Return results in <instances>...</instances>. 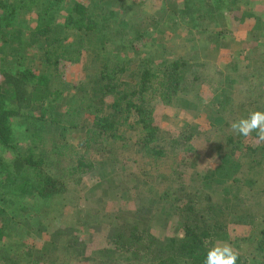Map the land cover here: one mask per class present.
<instances>
[{
	"label": "trees",
	"instance_id": "trees-1",
	"mask_svg": "<svg viewBox=\"0 0 264 264\" xmlns=\"http://www.w3.org/2000/svg\"><path fill=\"white\" fill-rule=\"evenodd\" d=\"M113 1L116 0H88L87 5L81 0H14L9 4L0 2L1 11H5L4 15H0V29L9 28L12 20H16L23 11L34 13L35 26L31 29L26 27L29 38L33 40L34 45L43 43L42 56L47 57V64L48 57H52L50 66L57 67L60 57L72 61L85 50L81 45L83 42L70 52L57 53V49L54 50L61 43L60 36L55 35L59 29L58 17L64 15V21L60 24L61 31H72L81 38L82 35L89 36V42L95 39L99 47H104L115 36L129 30V21L124 20L117 9L107 8L106 4ZM240 1L165 0V4L171 15L175 16V22L181 19L185 29L189 32L197 29L201 34L206 33L204 29L199 28L207 15L204 16L205 13L198 9L199 3L203 6L204 12L209 13V5L213 4V14L216 20H219L220 26H223L226 14L234 10L241 11ZM34 9L35 11H32ZM242 16L255 20L251 30L248 28L249 23L242 26V30L248 28L246 30L249 32L248 39H253L260 45V36L257 34L264 29L262 18L246 11H242ZM130 18L134 22L136 17L133 15ZM186 20L189 21L187 25ZM224 25L227 26L225 23ZM221 30L211 32L216 34L215 39L219 37L224 41L225 37H229L231 41L235 40L233 38L235 35L231 36L225 27ZM145 35V31L135 29L133 42L142 41ZM231 41L226 45L227 48ZM234 44L239 43L236 41ZM87 50L85 52L90 53ZM99 51L102 50L99 48ZM90 54L94 58L97 57L95 51ZM155 62L152 59H137L134 62L126 57L118 60L116 66L112 68L110 62H102L99 73L100 87L92 89L97 94L95 100L99 104L97 105L94 100L92 104H83L84 97L77 102V109L86 108L89 114L87 122H83L81 126L84 129L83 142L87 145L83 148L85 155L89 143H103L104 140H108L110 144H114L123 140L125 130L129 132L131 129L130 131L135 132L137 136L134 146L139 154H143L151 162L164 158L167 150L166 140L158 136L151 103L158 100L169 106L179 92L187 91L200 79L185 59L160 60L158 64ZM257 62L264 66V59L260 58ZM129 64H133L132 71L126 66ZM254 68L259 75L264 72V69L260 70L257 65ZM126 75L129 77L128 83L124 81ZM119 76L122 77V81L119 80ZM252 77L260 79L257 75ZM49 81L50 78L46 74L38 75L31 69L9 70L0 67V264H39L35 260L30 263L24 262L18 253L22 244L16 246L21 240L12 243L13 236L16 237L14 226L19 227L20 223H23L22 212L28 208L22 205L24 202L22 199L35 198L42 203H50L69 191L74 176L78 175L81 183L82 178L90 175L95 166L93 161L86 158L83 160L84 155H80L74 164L68 165L65 169L59 167L67 158L60 149L63 148L65 151L73 147L65 141L61 133L57 135V129L72 110L69 109L64 114L56 112L59 92L51 90ZM107 97L111 98L109 104L105 102ZM262 99L263 95L259 94L256 99L251 97L250 103L247 100L248 104L238 102L236 106L240 116L236 118L231 107V112H226L224 116L223 104L222 107L219 102L213 105L218 120L221 118L226 126L235 120L241 122L240 128H246L247 135L239 130H236L235 135H227L224 146L217 151L219 165L214 170L206 172L199 189H195V192L178 188L171 194L166 190L155 193L153 189L149 190L146 184L143 187L132 183L128 189L118 185L123 193L126 192L135 199L134 201L137 200V207L135 210H128L120 206L122 209L115 216V221L125 227L126 232L122 233L115 229L109 233V248L92 253L90 257L92 264H205L208 252L218 244L234 243L227 233L228 224L247 225L251 228L247 241L253 246L255 255L252 259L238 255L236 264H264V206L262 212L257 213L261 208L260 203L255 207L248 205L253 203L254 198L258 202L264 200ZM35 110L39 112L38 116L31 114ZM73 112L77 115L76 109ZM16 119L31 125L33 129L30 141L23 149L15 140ZM253 120H256L255 126L252 125ZM66 122L71 129H79L70 120L67 119ZM249 132L252 134V141H256L254 146L244 142ZM46 134L50 136L45 137ZM188 139L186 136L180 140L186 142ZM46 140H54L53 147L49 151L43 149L42 152L39 148ZM59 141L62 143L60 146ZM170 142L173 143V139ZM184 152L190 151L186 149ZM100 167L104 168L101 165ZM103 189L101 186V190ZM144 194H149V197L146 198ZM214 196L219 198V202H214ZM95 216H98V211L84 219L77 218L75 227L59 230L56 236L65 239V244L59 247L55 242H46L40 253L43 256L47 254L56 256L61 248L64 253L82 257L80 262L84 260L87 262L89 257L86 255L87 259L83 258V250L79 247L82 243L79 235L81 230H88L90 233L100 232L103 218L101 216L98 220L99 217ZM173 218L174 225L170 228L168 226ZM158 222H161V228ZM175 227L178 228L179 235L164 237L158 235L159 229L163 228L166 232L169 229L171 232ZM44 231L45 227L40 225L34 232L41 236ZM29 251L30 249L24 253V257L31 258Z\"/></svg>",
	"mask_w": 264,
	"mask_h": 264
},
{
	"label": "rangeland",
	"instance_id": "rangeland-1",
	"mask_svg": "<svg viewBox=\"0 0 264 264\" xmlns=\"http://www.w3.org/2000/svg\"><path fill=\"white\" fill-rule=\"evenodd\" d=\"M13 1L0 0L5 4ZM81 1L85 4L88 3V0ZM239 3L241 11L234 10V12L226 14L223 26H220L219 20H216V16L213 14V4L209 5V13L204 12L203 6L199 3L198 9L205 13L204 16L207 15L205 22L199 28L204 29L206 33L200 34L197 29H192L191 32L185 29L181 19L179 22H175V16L171 15L165 0H116L106 6L107 8L112 7L114 10L117 9L120 16L129 21V30H124L122 36H115L104 47H99L95 39L89 42V36L82 35L81 38L72 31H61L60 24L64 21L62 14L58 17L59 29L55 32V35L60 36L59 47L61 50L59 47H54V50L57 49V53L70 52L83 42L81 43L82 47L85 50L89 49L87 51L90 53L95 51L97 57L94 58L84 50L81 56L72 61L60 57L57 67L50 66V62L53 61L52 57H48L49 63L47 64V57L42 56L43 43L34 45L32 44L33 40L29 38L26 27L31 29L35 26L34 13L29 14V12L23 11L16 17V20H12L9 28L0 29V67L9 70L31 69L38 75L46 74L50 78L51 90L59 92L56 112L60 111L64 114L69 109L72 110L67 118L63 119L64 123L61 124V127L57 129V135L61 133L65 141L73 147L65 151L63 148L60 149L67 158L65 157L66 161L64 164H59V167L67 168L68 165L79 160L80 155H84L83 160L86 158L95 163L90 175L84 176L81 183L78 175L74 176L69 191L50 203H42L35 198L22 199L24 201L22 205L28 208L22 212L23 223L21 222L19 227L14 226V235L17 238L13 236L12 243L21 240L16 246L19 247L22 244L18 253L23 257L25 263L35 260L39 264H92L93 262L90 260L92 253L109 248V233L115 229H119L122 233L126 232V228L115 221V216L120 212L121 207L128 210H135L137 207V200L134 201L135 199L129 194L123 193L118 185L128 189L132 183L143 187L146 184L148 189H153L155 193L166 190L171 194L178 188L195 192V189L201 185V180L206 172L214 170L219 165L217 151L224 146L227 135L236 134L237 129H234L232 125L236 124L240 127L242 124L235 120L226 126L222 123L221 118L218 120L215 116L214 109L216 108H213V105L219 102L222 107L223 104L222 113L224 116L226 112H231V107L234 110V118H236L240 116L236 106L238 102L248 104L247 100L250 103L251 97L256 99L259 94H262L264 104V72L259 75L254 68L257 65L260 70L264 69V66L257 62L260 58L264 59V29L257 34L260 36L261 44L259 45L255 40L248 39L249 32L246 31L248 28L250 30L253 28L255 20L242 16V11L255 13L262 18L263 23L264 0H241ZM2 14L4 15L5 11L0 9V15ZM133 15L136 17L134 22L130 18ZM179 16L183 15L179 14ZM186 23L189 21L186 20L185 25H187ZM246 23H249L250 26L242 30V26H246ZM224 27L231 36L235 35L234 41H231L229 37H225L224 41L219 37L215 39L216 34L211 33L222 31L221 28ZM135 29L146 32L142 41L133 42ZM229 41L231 44L227 48L226 45ZM236 41L239 44L242 41L240 46L234 44ZM217 44L222 46H217ZM99 48L102 51H99ZM133 56L138 60H155L156 64L160 60L185 59L200 79L187 91L179 92L174 102L169 106L158 100H153L151 103L158 136L166 140L167 150L164 153V158L151 162L143 154H139L134 146L137 136L135 132L130 131L131 129L129 132L125 130L123 140L114 144H110L108 140H104L103 143H89L85 155L83 148L87 145L83 142L84 129L81 126L83 122H87L89 114L86 108L77 109V102L81 97H84L83 104H92V100H94L98 105L99 102L95 100L97 94L92 89L100 87L99 73L102 62H110L112 68L122 58L129 57L136 62L137 59L132 58ZM126 66L129 71H132L133 64ZM252 75H257L260 79L252 77ZM118 78L122 81L121 76ZM124 81L128 83L127 75ZM105 102L109 104L111 98L107 97ZM75 109L77 115L73 112ZM31 114L38 116L39 112L35 110ZM67 119L77 125L79 129L68 127ZM20 122L18 119L14 120V134L17 145L23 149L29 143L33 129L31 125ZM48 136L50 134L45 135V137ZM186 136L189 138L188 141L180 140ZM172 139L173 143L170 142ZM53 141L46 140L44 145H40L39 150L42 152L43 149L51 150ZM244 142L253 146L256 144L255 140L252 141L250 132ZM58 143L59 146L62 145L60 141ZM186 149H189L190 152H184ZM94 181L96 182L94 183ZM101 186L104 188L103 190H101ZM144 196L148 198L149 194H144ZM214 202H219L217 196H214ZM259 203L261 208L257 213H261L264 200L258 202L254 198L253 203L248 205L255 207ZM95 211H98V216H95L99 217L98 220L101 216L103 218L100 232L90 233L88 230H81L79 235L82 241L79 247L83 250V258L87 259L86 255L89 257L87 262L85 260L80 262L82 257L64 253L61 248L56 256L51 254L43 256L40 253L46 242H55L59 247L64 245L66 240L56 236L58 231L75 227L77 218L84 219ZM22 219L19 217L20 221ZM174 221V218L171 219L168 227H173ZM160 223L158 222L159 228L162 227ZM40 225L45 227L41 236L34 232ZM227 233L234 240V243L229 245L238 255L247 259L254 257L253 246L247 241L251 233L250 226L228 224ZM158 235L160 237L179 235V230L175 227L171 232L169 229L166 232L162 228L159 229ZM224 245L227 244H218L216 247ZM28 249L31 251V258L24 257V253Z\"/></svg>",
	"mask_w": 264,
	"mask_h": 264
},
{
	"label": "clouds",
	"instance_id": "clouds-1",
	"mask_svg": "<svg viewBox=\"0 0 264 264\" xmlns=\"http://www.w3.org/2000/svg\"><path fill=\"white\" fill-rule=\"evenodd\" d=\"M252 125H256V120L252 121ZM233 128L247 135L246 128H240L236 124L233 125ZM237 260L238 253L230 245H224L223 247H216L210 250L207 254L205 264H236Z\"/></svg>",
	"mask_w": 264,
	"mask_h": 264
},
{
	"label": "crops",
	"instance_id": "crops-1",
	"mask_svg": "<svg viewBox=\"0 0 264 264\" xmlns=\"http://www.w3.org/2000/svg\"><path fill=\"white\" fill-rule=\"evenodd\" d=\"M241 25H244V23H241Z\"/></svg>",
	"mask_w": 264,
	"mask_h": 264
}]
</instances>
